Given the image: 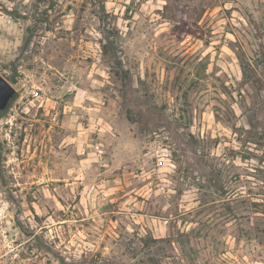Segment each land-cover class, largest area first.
<instances>
[{
	"label": "rangeland",
	"instance_id": "1",
	"mask_svg": "<svg viewBox=\"0 0 264 264\" xmlns=\"http://www.w3.org/2000/svg\"><path fill=\"white\" fill-rule=\"evenodd\" d=\"M0 264H264V0H0Z\"/></svg>",
	"mask_w": 264,
	"mask_h": 264
},
{
	"label": "water",
	"instance_id": "2",
	"mask_svg": "<svg viewBox=\"0 0 264 264\" xmlns=\"http://www.w3.org/2000/svg\"><path fill=\"white\" fill-rule=\"evenodd\" d=\"M17 93L13 84L0 74V115L6 111ZM1 148V141H0Z\"/></svg>",
	"mask_w": 264,
	"mask_h": 264
}]
</instances>
